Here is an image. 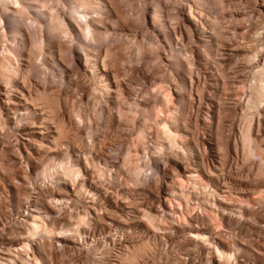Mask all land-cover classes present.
<instances>
[{
	"label": "rangeland",
	"instance_id": "rangeland-1",
	"mask_svg": "<svg viewBox=\"0 0 264 264\" xmlns=\"http://www.w3.org/2000/svg\"><path fill=\"white\" fill-rule=\"evenodd\" d=\"M79 1L18 0L6 11L0 0V53L11 44L16 70H0V264H21L15 247L23 241L44 264H121V254L146 240L151 248L138 264H223L193 239L196 231L228 251L237 244L230 264H264V203L223 197L264 194V99L255 107L248 100L264 58V0H88L99 7L87 13ZM22 80L61 99L57 118L78 147L33 146L41 139L27 132L40 115L17 104L27 94ZM156 116L185 139L157 138ZM73 165L79 173L68 176ZM186 169L210 187L182 189L189 205L231 209L216 211L223 229L196 206L187 222L177 220L170 202ZM32 214L52 236L27 238ZM81 214L83 223L68 227L75 238L56 235Z\"/></svg>",
	"mask_w": 264,
	"mask_h": 264
},
{
	"label": "bare ground",
	"instance_id": "bare-ground-1",
	"mask_svg": "<svg viewBox=\"0 0 264 264\" xmlns=\"http://www.w3.org/2000/svg\"><path fill=\"white\" fill-rule=\"evenodd\" d=\"M14 1H18V0H2V2H1V4H2V7H3V9H5L6 11H8L9 9H10V7H13V5L15 6V3H14ZM35 1V0H34ZM83 1V0H82ZM80 2L81 4H80V8L83 10V12L85 11L86 13H87V10L88 11H90V10H94L95 9V6L93 5V3L91 4V3H89L88 2V0L87 1H83V2ZM19 3V2H18ZM18 3L16 4V6L18 5ZM12 5V6H11ZM34 5V4H33ZM263 5H264V3H263ZM97 7H99V6H96V8ZM27 8V7H26ZM4 10V11H5ZM35 10V9H34ZM82 10H81V12H82ZM99 10V9H98ZM5 11V12H6ZM21 11V10H20ZM11 12V11H10ZM79 13H81L80 11H78ZM39 13V12H38ZM93 13V12H92ZM74 14V13H73ZM85 14V13H84ZM83 14V17H86V15L87 14H85L84 15ZM155 14L157 15L158 13H156L155 12ZM13 15V14H12ZM81 15H82V13H81ZM159 15V14H158ZM157 15V16H158ZM154 18H156V16H154L153 15V21H154ZM215 18V17H214ZM53 19H55V18H53ZM156 20V19H155ZM206 20V19H205ZM209 21H211L210 19H208ZM263 20V19H262ZM86 21V20H85ZM214 21V20H213ZM54 22V21H53ZM57 22V21H56ZM215 22V21H214ZM206 23H208V21L206 22ZM211 23V22H210ZM52 25H53V23H52ZM85 25H86V27L87 28H89L88 26L90 25V24H88V21H86V23H85ZM208 25V24H207ZM207 25H206V27L205 28H207ZM262 25V24H261ZM204 26V25H203ZM209 26V25H208ZM50 27V26H49ZM54 27V26H53ZM59 27V26H58ZM85 27V28H86ZM91 27V26H90ZM212 27V26H211ZM214 27V26H213ZM210 28V27H209ZM216 28V27H215ZM13 29V28H12ZM15 29V28H14ZM47 29V28H46ZM212 29V28H211ZM165 30V29H164ZM207 30V29H206ZM10 31H12V32H14L13 30H10ZM49 31V30H48ZM52 31V30H51ZM211 31V30H210ZM85 32V31H84ZM164 32H166V30L164 31ZM16 33V35L18 34L17 32H15ZM15 33H13L14 35H15ZM188 34V33H187ZM9 35V34H8ZM10 35L12 36V33H10ZM13 35V37H15ZM19 35V34H18ZM10 36V38H12L13 39V37H11ZM166 36V35H165ZM211 36V35H210ZM18 37V36H17ZM19 37H20V35H19ZM213 37V36H212ZM16 38V37H15ZM14 38V39H15ZM78 38V37H77ZM166 37H164L163 38V40L165 39ZM9 39V38H8ZM12 39H9V40H12ZM13 39V40H14ZM12 40V41H13ZM167 40V39H166ZM165 40V41H166ZM168 40H170V37H169V39ZM168 40L166 41V42H168ZM183 40V39H182ZM170 41H172V40H170ZM51 42V41H50ZM181 44V43H180ZM184 44V43H183ZM11 45V44H10ZM9 45V46H10ZM168 45H170L169 43H168ZM8 46V48L7 49H5V50H2L1 51V53H0V70L2 69H4L5 71H12V70H14L15 69V67H14V65H13V56H12V58H11V52H12V50H10V48L11 47H9ZM166 46H167V44H166ZM172 46H173V43H172ZM171 46V47H172ZM184 46V45H183ZM170 47V46H169ZM261 50V49H260ZM41 51V50H40ZM179 52V51H178ZM106 53V52H105ZM104 53V54H105ZM108 53V52H107ZM106 53V54H107ZM106 54H105V57H106ZM110 54V53H109ZM187 54V53H186ZM251 56V55H250ZM28 57V56H27ZM104 57V58H105ZM109 57V56H108ZM172 58V57H171ZM29 59V58H28ZM27 59V60H28ZM263 60H262V62L261 63H259V65L257 66V70L253 73L254 75H255V78H256V76H257V78L255 79L256 80V82L253 84H251L252 86H250L251 88L250 89H252L251 90V96H250V99H248L249 100V104H251V103H254L253 104V106L258 102V105H259V101L261 102V100L263 101V99H264V58H262ZM104 60V59H103ZM102 60V61H103ZM254 60H255V58H254ZM248 61V60H247ZM250 61V60H249ZM108 65V64H107ZM27 66V65H26ZM1 70V71H2ZM4 71V72H5ZM15 72H16V70H14ZM3 72V71H2ZM2 72H1V75H3L2 74ZM3 72V73H4ZM7 73V72H5L4 74H9L8 76H10L11 77V75H10V73ZM14 72V73H15ZM13 73V72H12ZM13 73V74H14ZM0 75V76H1ZM253 75V76H254ZM4 76V75H3ZM3 76H1V78H3ZM7 76V75H6ZM6 76H5V78H6ZM24 76V75H23ZM9 77V78H10ZM25 77V76H24ZM24 77H22V78H24ZM8 78V79H9ZM254 78V77H253ZM10 79H12V78H10ZM23 80H25V79H23ZM22 80V81H23ZM7 81V80H6ZM26 82H21V85H22V87L27 91V94H21V96H19V101H18V105H20V106H22V108L24 109V111L26 110L27 112L28 111H30V110H35L37 113H38V115H40V117H39V120L38 121H32V122H34V123H32L31 122V124H33V125H31L30 126V128H33L31 131H28L27 133L29 134V133H32V134H35V135H37L38 137H40V139H41V142H38V144H37V142L35 143L34 142V144H33V146L34 147H48V148H46V151H48V150H50V149H53V147L54 148H57V147H60L61 148V146H63L64 144H69V145H72V147L73 146H79L78 144H79V142H80V140H79V142H78V139L79 138H76V137H74V136H71L72 134H71V131H70V127L68 128V126H70V125H67L66 124V122H64V120H60L59 118H57V113L59 112V108L60 107H57L56 105L59 103V101H61V99L58 101V103L56 102L58 99V97L57 98H55V96H54V94L52 93L53 91H50V92H47V91H44V90H42L41 88H39L38 87V85H33V86H31V87H29V85L30 84H28V86H27V83L25 84ZM165 83V82H164ZM6 84V83H5ZM28 87L29 88H31V90L32 91H30L29 89H28ZM161 91H162V97H163V100L167 103H169L170 102V100H172L171 99V97H170V94H169V91L166 89V88H163L162 86H160V87H158ZM171 92V91H170ZM159 93V92H158ZM63 97V96H62ZM64 98V97H63ZM65 98H66V96H65ZM65 98H64V100H63V102H65ZM170 98V99H169ZM248 98H249V96H248ZM67 99V98H66ZM162 99V98H161ZM163 100H161V102H162V104H160L159 103V105H160V107H162L163 108V106L165 107V105L164 104H166V103H164L163 102ZM173 101V100H172ZM256 102V103H255ZM61 103V102H60ZM60 103L58 104V106H60ZM164 103V104H163ZM262 103V102H261ZM64 104V103H63ZM65 104H66V102H65ZM171 104V103H170ZM157 105V104H156ZM161 105H163V106H161ZM168 105V104H167ZM247 105H248V103H247ZM252 105V104H251ZM19 106V107H20ZM67 106V105H66ZM172 106V105H171ZM250 106V105H249ZM63 107H65V106H63ZM63 107H61V108H63ZM255 107V106H254ZM253 107V108H254ZM257 107V106H256ZM162 108H159V107H157V108H155V110L158 112V110L159 109H161L160 111H162ZM175 108V107H174ZM73 109V108H72ZM158 109V110H157ZM176 109V108H175ZM57 110H58V112H57ZM60 110H62V109H60ZM167 110H169V112H168V114H170V108L168 107V109H165V111H167ZM25 111V112H26ZM155 111V112H156ZM160 111L158 112V113H160ZM163 111H164V109H163ZM26 112V113H27ZM80 112V111H79ZM157 112H156V114H157ZM177 112V111H176ZM172 113H174V111H171V114H170V116L171 115H175V114H172ZM57 114V115H56ZM164 114H165V112H164ZM163 114V115H164ZM168 114L166 113V116L168 117ZM186 114V113H185ZM28 115V114H27ZM154 115V114H153ZM157 115H159V114H157ZM178 115V114H177ZM180 116V115H179ZM215 116V115H214ZM213 116V117H214ZM157 117V116H156ZM166 117V118H167ZM164 118V117H163ZM162 118V119H163ZM168 118H170V117H168ZM210 118V117H209ZM212 118V117H211ZM215 118V117H214ZM171 119H173V120H175V116L173 117H171ZM170 119V120H171ZM177 119V118H176ZM164 120V119H163ZM170 120H168V122H170ZM173 120H171V121H173ZM210 120V119H209ZM156 121H158V122H156ZM156 136H157V138L159 137V136H161V137H163V136H165V138H169L170 139V142H172L173 143V139H175L176 138V140H177V137H178V139H179V135L180 134H177L176 132H174V131H172L171 129H169L168 128V126L167 125H169V124H166L167 122H161V123H159V120H158V117L156 118ZM161 121V120H160ZM166 121V120H165ZM176 121V120H175ZM174 121V122H175ZM217 121V120H216ZM154 122V123H155ZM67 123H69V122H67ZM171 123H173V122H171ZM183 127V126H182ZM175 128V127H174ZM177 128V127H176ZM175 128V129H176ZM75 130V129H74ZM174 130V129H173ZM179 130V129H178ZM73 132V131H72ZM136 132V131H135ZM138 132V131H137ZM140 132V131H139ZM75 133V132H74ZM142 133V132H141ZM71 134V135H70ZM141 135V134H140ZM163 135V136H162ZM75 136H77V135H75ZM136 136H137V134H136ZM135 136V137H136ZM184 136V135H183ZM183 136H181L180 135V137L182 138ZM220 136V135H219ZM254 136V135H253ZM256 136V135H255ZM78 137V136H77ZM134 137V138H135ZM140 137V136H139ZM242 137H243V135H242ZM247 137V135H245V137H243V138H246ZM250 137V136H249ZM141 138H142V136H141ZM184 139H185V137H183ZM256 138V141H257V137H255ZM255 138H254V140H255ZM67 139H69L70 141H67ZM136 139H138V138H136ZM26 140H28V139H26ZM82 140V139H81ZM173 140V141H172ZM182 140V139H181ZM244 140V139H243ZM137 141V140H136ZM167 141V140H166ZM185 141V140H184ZM247 141V140H246ZM78 142V143H77ZM133 142V141H132ZM175 142V141H174ZM248 142V141H247ZM219 143V142H218ZM245 143V142H244ZM256 143H258V142H256ZM168 144H169V142H168ZM243 144V143H242ZM241 144V145H242ZM254 145H255V143H253ZM259 144V143H258ZM69 145H67V146H65V147H68ZM170 145H172V144H170ZM219 145V144H218ZM244 145V149L246 148V146L248 147L249 145H245V144H243ZM243 145H242V148H243ZM253 145V146H254ZM257 145V144H256ZM80 146H81V144H80ZM223 146V145H222ZM251 146H252V144H251ZM252 146V147H253ZM159 147V146H158ZM174 147V146H173ZM259 147V146H258ZM261 147V146H260ZM74 148V147H73ZM163 148V147H162ZM220 148V147H219ZM48 149V150H47ZM75 149V148H74ZM165 149V148H164ZM243 149V150H244ZM261 149V148H260ZM54 150V149H53ZM52 150V151H53ZM57 150V149H56ZM160 150V149H159ZM51 151V150H50ZM55 151V150H54ZM0 152H1V150H0ZM130 152V151H129ZM183 153V152H182ZM244 153V152H243ZM256 153V152H255ZM2 155V154H1ZM1 155H0V161H1ZM159 155V154H158ZM243 155V154H242ZM3 156V155H2ZM245 157V156H244ZM53 158V157H52ZM26 159V158H25ZM264 159V158H263ZM2 160H3V157H2ZM27 160V159H26ZM54 160V159H53ZM52 160V161H53ZM127 160H129V159H127ZM189 160V159H188ZM51 161V162H52ZM263 161V160H262ZM2 162V161H1ZM1 162H0V165H1ZM56 162V161H55ZM62 162H64V161H62ZM127 162V161H126ZM260 163H262V162H260ZM76 164V163H75ZM65 165H67V164H65ZM77 165V164H76ZM2 166H3V164H2ZM55 166V165H54ZM53 166V167H54ZM57 166L59 167V166H63V164L61 163V161L60 162H58V164H57ZM80 167V166H79ZM45 168V167H44ZM55 168H56V166H55ZM64 169H67V168H65V167H63ZM62 168V169H63ZM70 168H72V169H74V170H72V169H70ZM70 168H68V169H70V170H68V171H65L64 173H66L68 176H71V174L72 175H74L73 173H79V171L77 170V168L76 167H74V165H73V167H70ZM76 168V169H75ZM9 169V168H8ZM58 169V168H57ZM60 169V168H59ZM79 169V168H78ZM42 171V170H41ZM46 171V170H45ZM51 171V170H50ZM56 171V170H55ZM43 172V171H42ZM211 172V171H210ZM135 173V172H134ZM139 173V172H138ZM213 174H214V172H213ZM80 175V174H79ZM178 182V188L180 187L181 188V191L179 192L178 191V193H176V194H173L174 195V198H173V200H174V203L173 202H170L171 203V207H176L177 208V210H178V212L177 211H175L174 213L176 214V216H177V220H180V221H185V222H187L186 221V217L188 216V214L190 213V211H191V209L193 208V207H195L196 205H189L190 203L188 202L189 200H191V199H189V197H188V195L183 191L184 190V188H186V186H191V187H193V189L194 188H196V187H199L200 189H202V191L201 192H204V191H206L207 190V188L209 187V185L206 183V181L202 178V176L199 174V173H197V171H188V169H186L185 170V174L183 175V177H180V178H178V180H177ZM190 187V188H191ZM210 188V187H209ZM228 188V187H227ZM183 189V190H182ZM198 189V188H197ZM229 189V188H228ZM229 191H230V189H229ZM175 192H177V191H175ZM214 192V193H213ZM206 193V192H205ZM208 193H210L211 195L212 194H215L216 193V191L215 190H211L210 189V192L208 191ZM263 193V192H262ZM226 194V193H225ZM207 195H209V194H207ZM217 195H219V197H222L223 195H221V194H219V193H216V196ZM215 196V195H214ZM228 197L227 198V200H234V198H235V200L237 201V202H239V203H244V205L245 204H248V205H250V203L251 202H249V201H254V202H257V203H264V194H261L260 193V195L259 196H257V197H252V199L251 198H244V197H242L241 195L240 196H238V195H235V196H233L232 195V193L231 192H227V194L226 195H224L223 197L224 198H226V197ZM59 198V197H58ZM56 199V197L54 198V200H56L57 202H59V201H61V199ZM218 198V197H217ZM219 200V199H218ZM209 201V200H208ZM217 201V200H216ZM55 202V201H54ZM202 202V201H201ZM203 202H204V200H203ZM205 202H206V200H205ZM205 202H204V204L203 205H205ZM209 204V203H208ZM63 205V204H62ZM211 205V204H210ZM210 205L208 206L207 205V203H206V207L205 206H202V205H200V204H198L197 203V206L195 207V208H197L198 207V209H200V211L201 212H203V213H205L206 214V216H207V218H208V220H209V222L212 224V226L217 230H220V229H223L224 227H223V225H222V223L220 222V216H219V213L218 212H216V211H221L220 212V214L221 213H227V211H230L229 213H231V209H228V207H226V206H224V205H222V203L221 204H215V203H212V207H214V208H216L215 210L211 207V208H207V206L208 207H210ZM170 206V205H169ZM193 206V207H192ZM194 209V208H193ZM237 209V208H236ZM238 211V210H237ZM38 212V211H37ZM39 213V212H38ZM241 213V212H240ZM239 213V214H240ZM40 214V213H39ZM238 214V215H239ZM27 215H28V213H27ZM241 216H242V214H240ZM239 215V216H240ZM76 215H74V217L73 216H70V218L62 225V226H60L59 227V231L60 232H55L56 233V235L58 234V237L59 238H64V236H62V235H59V234H61V233H63V235L65 234V233H67V232H69V234L68 235H74V233H76L73 229H70V228H72V227H70V226H73V228H77L78 227V225L80 224V223H83L82 221H84V220H82L83 218V216H82V214L81 215H78L77 217H75ZM148 216V215H147ZM150 217V216H149ZM153 218V217H152ZM25 221H24V224H25V222H26V228H25V226H24V228L23 229H25V232L24 233H26V235H27V238L29 239V237H32V236H34V235H36V234H39V235H46V236H52L53 234H52V232H53V230H54V228L53 229H51L49 226H48V224L43 220V218L40 216V215H38V214H32L31 216L29 215V217L27 218V219H24ZM150 220V219H149ZM23 224V225H24ZM80 226V225H79ZM68 227H70V228H68ZM21 228V227H20ZM22 230V229H21ZM57 230V229H56ZM70 230H73L74 231V233L72 232V234H70ZM18 231V230H17ZM18 234L20 233V234H22L23 232L21 231H19V232H17ZM54 233V234H55ZM52 234V235H51ZM191 234V236L192 237H194L193 239H197V240H200L202 243H204L205 244V246H209V247H211V250L213 251L212 253L217 257V259L218 260H220V261H222V263L223 264H230L231 262H232V260L235 258V256H234V251H236V253L238 254L239 252H240V249H239V247H237L235 244H233L232 246L234 247L233 249H234V251L232 252V250L231 251H228V250H226V249H224L222 246H219L218 244H216L217 242H215L214 240H213V236L211 237V236H209V235H211V234H206V233H204V232H192V233H190ZM66 235L67 234H65V237H66ZM67 235V236H68ZM29 236V237H28ZM75 236V235H74ZM73 236V237H74ZM25 237V236H24ZM69 237V236H68ZM26 238V237H25ZM75 238V237H74ZM71 239V238H70ZM73 240V239H72ZM223 241V240H222ZM146 242H147V240L145 241V242H141V244L139 245L138 244V246H136V247H134V248H132L131 250H126L123 254H121V260L122 261H120L121 262V264L122 263H126V264H135V263H137L138 264V262L137 261H143L142 259L145 257L146 258V254L148 253V245L149 244H146ZM30 243H28L27 241H23L20 245H19V247H15V249H16V253H20L19 255L22 257L21 259V264H44L43 262H42V258L41 257H37V256H35V255H30V253H29V251L30 250H32V247H30V245H29ZM31 248V249H30ZM151 247H149V249H150ZM239 249V250H238ZM238 251V252H237ZM9 252V251H8ZM118 256V255H117ZM120 258V257H119ZM11 259V258H10ZM145 260V259H144ZM175 262V261H174ZM176 264H177V262H176Z\"/></svg>",
	"mask_w": 264,
	"mask_h": 264
}]
</instances>
